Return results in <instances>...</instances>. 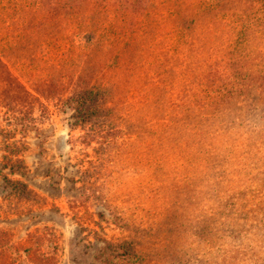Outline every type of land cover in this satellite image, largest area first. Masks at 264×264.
I'll list each match as a JSON object with an SVG mask.
<instances>
[{"label":"rangeland","instance_id":"1","mask_svg":"<svg viewBox=\"0 0 264 264\" xmlns=\"http://www.w3.org/2000/svg\"><path fill=\"white\" fill-rule=\"evenodd\" d=\"M14 1L0 264H264V0ZM202 49L233 53L200 87Z\"/></svg>","mask_w":264,"mask_h":264},{"label":"trees","instance_id":"2","mask_svg":"<svg viewBox=\"0 0 264 264\" xmlns=\"http://www.w3.org/2000/svg\"><path fill=\"white\" fill-rule=\"evenodd\" d=\"M0 2H3V0H0ZM11 2L12 3H10L7 0H4V3H2V11H0V105L2 107L12 105V93H14V95L15 94L20 95V98H21V95H25V96L27 95L28 97L31 96V94L27 91L25 86L19 83L17 77L14 75V70L9 65V61L11 60L7 62L5 58H6V55L9 54V52L7 53L8 49L12 50L11 52H13V50L20 47L19 45L22 46L23 41L26 39V37L28 36L30 32L29 29L31 28L32 29L31 32H34L35 27H30V26L33 24V22H35V20H39V16L36 13L33 14L32 11H28L27 13V11L23 9L22 13H21V10L16 12L17 11V9L15 8L16 2L14 0H11ZM39 3H41V1ZM131 5H134V3H128L126 1H122L120 3V9L122 11H128V7ZM136 5L137 4H135V6ZM53 14L54 13L52 11L51 12L47 11V13H44V17H42V19L49 20L51 17H53ZM32 17L33 19L31 20ZM26 23H29L30 26L28 27ZM11 26L14 27L15 29L14 30L15 40L11 42L12 44L11 43L9 44L8 40H6V38L4 39V37L6 33L8 32V30L11 28ZM254 34L256 33L254 32L253 29L246 28L241 33L240 38H238V41H241L240 42L241 44L246 43L251 39V37ZM47 39L48 37L46 38V40ZM50 43H51V39H50ZM247 44L248 43H246V45ZM234 52L238 54V50ZM203 53L205 55H203ZM232 53L233 51H229L226 53L222 52L220 55L217 54V56H213V55H210L208 51L206 50L204 51L202 49L200 55H198L197 57V58H201V59H198L201 63L198 65L199 67L196 69V71L193 72L194 76L198 80L197 85H200V87L206 86L210 76L213 74L212 72L218 73L217 70L215 69L213 70V64H214L213 60L214 59L218 58V59L227 60L231 56ZM246 53L251 54L248 56V58L250 59L255 58V51L251 49V46H246ZM11 54L12 56L17 57V55H13V53ZM33 54L34 56H32V58L36 60L37 53L36 55L35 53ZM14 62L15 64L18 63L17 60H15ZM182 69H186V67H182ZM239 71L240 70L236 72L238 75H239ZM211 79H214V77L210 78V81ZM259 87L260 85H258V89ZM252 108H249L248 112L253 114L257 110L252 109ZM263 117H264V110L260 113V118H263ZM16 184L18 185L20 184L24 186V184L21 183L20 181H18ZM129 247L132 250V256L134 255L138 257L139 253L137 254L135 252L134 245L130 244ZM108 248H109V253L106 254L104 258V262L106 264H112L111 262H114V258H123L127 252V248L124 244L118 245V246L108 245ZM252 260L256 262L254 258ZM122 261H125V260L122 259Z\"/></svg>","mask_w":264,"mask_h":264}]
</instances>
